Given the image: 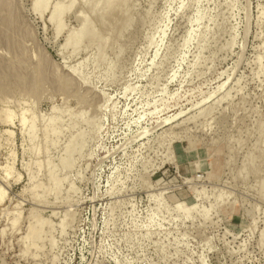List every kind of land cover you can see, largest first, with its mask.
Listing matches in <instances>:
<instances>
[{
    "label": "rangeland",
    "instance_id": "1",
    "mask_svg": "<svg viewBox=\"0 0 264 264\" xmlns=\"http://www.w3.org/2000/svg\"><path fill=\"white\" fill-rule=\"evenodd\" d=\"M32 2L0 0V264H264V0Z\"/></svg>",
    "mask_w": 264,
    "mask_h": 264
},
{
    "label": "bare ground",
    "instance_id": "2",
    "mask_svg": "<svg viewBox=\"0 0 264 264\" xmlns=\"http://www.w3.org/2000/svg\"><path fill=\"white\" fill-rule=\"evenodd\" d=\"M48 2V0H33V2H32V10L33 11H37V12H42L43 10L45 11V10H47V3ZM64 2V1H63ZM60 3L61 2H59V4H55L53 7H52V9H51V11H50V14H49V21L53 24V26H54V30H55V33H57L58 31H60L61 29H62V25H61V16L63 15V13H65L66 11H70L69 10V8L72 6H70V7H67L66 6V8H63L62 7V5H60ZM75 3V2H74ZM88 4V3H87ZM73 7V6H72ZM93 7V6H92ZM91 7V8H92ZM80 12V11H79ZM80 15H81V13H80ZM83 17V16H82ZM87 21L88 20H86L85 21V19H83V21H82V23H81V27H80V29L76 32V33H73L72 35H70V37L71 38H68L66 41L68 42V40L69 39H73V38H77V35H78V39H80L82 36H84L85 34H80V32L86 27V32H90L91 30H88V29H90V27H88V25H86L85 23H87ZM77 39V40H78ZM72 43H75V41L74 42H72ZM8 66V65H7ZM22 117H24V116H22ZM22 122L24 123V120H22ZM50 126H53L54 127V125H53V123H51V125ZM53 127H48L49 128V130H50V128H53ZM260 127H262V126H260ZM263 130V129H262ZM261 131V130H260ZM50 132H52V133H54V135H56L55 134V131H54V129H51L50 130ZM69 146V145H68ZM66 147L65 149V152L67 153H65L66 154V156H67V160H68V162H69V156L68 155H70L71 156V154L74 152H72V150H73V148H71L70 146L69 147ZM81 146V145H80ZM79 150V149H78ZM72 152V153H71ZM66 159L65 160H63V161H61L62 163H66V164H69V163H67V162H65L66 161ZM66 164H64L63 166H65ZM56 186V185H55ZM15 225V224H14ZM38 231H37V229L36 228H34V226H29V228H28V233H27V238H29V237H34L35 236V234L37 233Z\"/></svg>",
    "mask_w": 264,
    "mask_h": 264
}]
</instances>
